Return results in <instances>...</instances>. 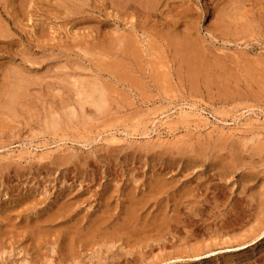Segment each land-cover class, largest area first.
I'll return each mask as SVG.
<instances>
[{"label":"rangeland","instance_id":"rangeland-1","mask_svg":"<svg viewBox=\"0 0 264 264\" xmlns=\"http://www.w3.org/2000/svg\"><path fill=\"white\" fill-rule=\"evenodd\" d=\"M150 1L0 0V264H264V0Z\"/></svg>","mask_w":264,"mask_h":264},{"label":"bare ground","instance_id":"bare-ground-1","mask_svg":"<svg viewBox=\"0 0 264 264\" xmlns=\"http://www.w3.org/2000/svg\"><path fill=\"white\" fill-rule=\"evenodd\" d=\"M119 1H120V0H119ZM152 1H153V0H152ZM121 2H122V1H121ZM123 2H124V1H123ZM138 2H139V1H138ZM140 2H141V0H140ZM143 2H144V1H143ZM150 2H151V1L149 0V3H150ZM158 2H159V1H158ZM119 3H120V2H119ZM126 3H127V2H126ZM144 3H145V2H144ZM152 3H153V2H152ZM145 4H147V3H145ZM121 5H122V3H121ZM127 5H128V4H127ZM129 5H130V4H129ZM142 5H143V4H142ZM147 5H148V4H147ZM154 6H155V5H154ZM154 6H152V7H154ZM156 6H157V5H156ZM156 6H155V7H156ZM123 7H124V6H123ZM152 7H150V8H152ZM144 10H147V9H144ZM130 34H131V33H130ZM165 34H167V33H165ZM133 36H134V35H133ZM165 36H166V35H165ZM168 36H169V35H168ZM172 36H173V35H172ZM170 37H171V36H170ZM163 38H164V37H163ZM171 38L173 39V37H171ZM169 39H170V38H169ZM172 39H171V40H172ZM120 40H121V39H120ZM176 40H177V38L175 37V41H176ZM121 41H122V40H121ZM172 41H173V40H172ZM130 42H132V41L130 40ZM127 43L129 44V42H127ZM178 43H180V42H178ZM128 44H127V45H128ZM175 44H176V43H175ZM120 45H122V42H120ZM130 45H133V44L130 43ZM181 45H182V42H181ZM185 45H186V44H185ZM124 46H126V44H125ZM186 46H187V45H186ZM132 47H133V46H132ZM132 47H131V49H130V47H129V49L132 50L135 46H134L133 48H132ZM189 47H190V44H189ZM123 48H124V47H123ZM127 48H128V47H127ZM125 49H126V47H125ZM182 49H183V48H182ZM122 50H123V49H122ZM190 50H191V49H189V51H190ZM120 51H121V50H120ZM125 51H126V52H125ZM125 51H124V52L127 53V50H125ZM121 52H122V51H121ZM129 53H131V52H129ZM132 53L135 54L134 52H132ZM190 54H191V53H190ZM193 54H195V52H193ZM196 54H197V53H196ZM194 57H195V56H194ZM197 57H198V56H197ZM194 59L197 60L196 57H195ZM199 60H200V59H199ZM199 60H198V61H199ZM91 85H92V86L96 85V86L98 87L97 84H94V85L91 84ZM92 86H91V87H92ZM87 87H88V85H87ZM95 89H96V87H95V88L92 87V89L89 88V90H92V92H94V94L97 93L98 95H100V96L96 95L98 98L100 97V100L97 99L98 102L95 101V100H93V101H95V103H97V104H96V108H97V107H100V108H101L100 110H102V109H103V108H102L103 105H102V107H101V104L105 103L104 100H103V99L105 98V96H104V98H102V97H103V93H102V95H101V92L99 93V92L97 91V89H96V91H94ZM98 89H100L99 91H102L101 88H98ZM81 90H82V89H81ZM89 90H87V91H88V92H87L88 95H89V94H90V95H91V94L93 95V93H89V92H91V91H89ZM104 94H105V92H104ZM96 96H95V98H97ZM86 97H87V96H86ZM92 99H94V98L92 97ZM92 99H91V100H92ZM95 103H93V104H95ZM93 106H94V105H93ZM97 111H98V110H97ZM130 213H131V212H130ZM190 222H191V221H190ZM192 222L195 223V220H194V221L192 220ZM197 222H198V221H197ZM187 223H188V222H187ZM194 223H193V225H194ZM195 224H196V223H195ZM187 225H188V224H187ZM190 225H191V223H190ZM199 227H200V226H199ZM199 227H198L197 230H199ZM185 228L187 229V227H184V229H185ZM190 228H191V227H190ZM193 228H194V227H193ZM194 229H195V228H194ZM190 231H192V230H190ZM194 231H195V230H194ZM194 231H193V232H194ZM186 232H187V230H186ZM195 232H196V231H195ZM190 236H191V235H190ZM255 262H256V261H255Z\"/></svg>","mask_w":264,"mask_h":264}]
</instances>
